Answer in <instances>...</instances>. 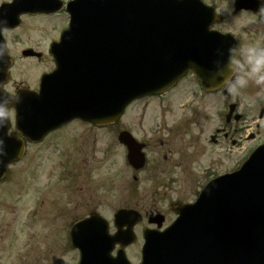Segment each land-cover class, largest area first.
<instances>
[{"label": "flooded vegetation", "instance_id": "1", "mask_svg": "<svg viewBox=\"0 0 264 264\" xmlns=\"http://www.w3.org/2000/svg\"><path fill=\"white\" fill-rule=\"evenodd\" d=\"M12 1L0 0V7ZM72 1L48 0L46 2L49 11L19 13V10L14 8L6 15L7 24L0 25V30H4L0 34L9 45V47L6 45L5 52L6 59L9 61L8 80L3 85L5 90L12 94H17L22 89L40 91L43 77L52 73L58 66L53 49L57 43L63 42V33L70 25L71 14L67 7ZM202 1L214 12L210 30L228 35L238 46L240 64L236 70L237 77L232 76L219 88L209 91L200 81L199 76L190 70L167 92L133 102L126 109L123 117L115 123L98 125L76 118L48 132L38 142L26 140V155L33 152V156H36L37 152L46 150L48 155L51 152L62 158V165L58 167L61 169L59 178L61 186L64 187L63 195H68L64 200L72 205V209L67 210L64 205L55 214H47L44 213L47 206L49 209L52 200L58 196H48L42 199L32 217H37L36 223L43 227V222H46L51 230L47 231L44 228L45 233L43 234L57 238V241L52 242L43 251L35 246L28 247V251L16 253L15 256L13 252L7 251L1 245L0 263L1 260H5L9 262L8 264H66L62 256H56L54 253L68 252L72 257L67 264H81L84 260L87 264H114V262L141 264L145 228H167L177 217L173 205L195 200V198L188 200L176 194L172 200H170L171 196H166L163 200L154 199L148 202L146 198L141 197L133 203H128L130 191L132 194L142 195V190L145 187L149 188V185L143 184L159 183L154 177L144 180L143 175L149 169H153L150 174L154 176L153 172H156L154 169H160L163 173H167L162 187L173 189L183 178L187 181L185 187L192 189V192L198 195L199 190L211 179L226 173L225 143H230L229 149L231 150L240 146L241 139L236 138L234 133L242 131V127L239 128L237 124L243 121L242 117H245V115H242L240 119L236 117L240 104L234 98V94L241 92L242 88L246 92H264V84H257L255 78L248 75L251 69L244 55V49L249 46L264 47V14L260 12L261 0ZM17 20L18 24L12 26ZM73 41L75 42V39L69 40V42ZM220 48L222 47L217 46L215 50ZM61 51L59 56L64 58L67 51L65 43ZM205 58L206 56H202V59ZM241 78L246 81L243 86L238 83ZM227 89H229L230 97L225 95ZM176 92H179L181 98L184 99L180 103V111L183 115L169 119L167 116L175 108L176 102L173 101V94ZM208 98L216 100V110L210 116L206 104L203 103ZM149 99H157L158 117L153 122L151 120L147 122L146 130L139 136L135 133L136 130L134 131L126 122V117L136 103ZM234 104L236 108L231 112V106ZM148 107L149 104L144 103L140 116H146ZM10 110L13 115L9 134L17 138L20 134L16 131L14 123L16 111L15 108H10ZM208 123L213 127L210 135L206 132ZM250 136L251 139L255 138L254 133ZM105 137H110V146L114 144L121 148L124 162L131 170L130 179H125L120 185L121 189L127 190V195H125L127 197L124 199L125 196H122V206L116 207V210L113 208L114 210L110 213L104 207V202H98L97 195L90 190L88 176L91 155L97 153L98 142ZM128 137H134L141 146L145 158V165L142 168H137L129 162L128 145L121 140ZM189 149L193 155H189ZM208 150L218 157H212L210 164L204 166L203 169H188L189 162L197 163L198 159L208 157ZM12 165L9 169H12ZM36 167L35 161L32 160L29 169H37ZM4 183L0 182V185ZM104 183L111 188L114 187L113 171L107 173ZM54 186V190L59 188L57 185ZM50 189L52 188H47L45 194L51 192ZM83 191L86 197H82ZM104 201L106 205L110 204L107 199ZM122 208H133L142 216L140 222L134 227L137 239L129 245H123L124 241L116 244L112 241V236L118 232L114 227L115 214ZM93 214L101 215L105 220L104 224L100 223L99 229L78 230V244L73 245L71 239L73 225ZM60 236L61 242L59 241ZM83 252L88 254L85 258H83ZM123 253L125 254L124 259L120 255Z\"/></svg>", "mask_w": 264, "mask_h": 264}, {"label": "water", "instance_id": "2", "mask_svg": "<svg viewBox=\"0 0 264 264\" xmlns=\"http://www.w3.org/2000/svg\"><path fill=\"white\" fill-rule=\"evenodd\" d=\"M80 3L68 34L73 36L78 23L81 37L94 39L91 44L98 48L107 47L109 55L101 57L99 52L91 87L79 98H64L63 87L48 85L50 80L58 81L64 75L63 69L47 78L41 94L34 97L40 107H19L17 103L22 100L28 103L31 95L23 91L12 98L0 88V105L17 106L20 127L30 125L33 117L49 119L55 125L75 117L97 123L112 122L133 100L165 90L190 67L196 69L195 62L188 58L190 44L185 39L205 21L207 11L198 1L81 0ZM20 4L19 1L16 5ZM6 8L10 9L6 6L4 11ZM103 39L105 42L101 43ZM208 63L212 67L220 65L225 73L235 64L229 60ZM82 96L85 99H80ZM19 98L21 101L17 102ZM0 121L2 179L7 164L21 157L23 145L8 138L7 121L5 118ZM22 133L29 136L31 132ZM126 142L131 147V161L139 162L138 148L132 141ZM140 158L143 164L141 155ZM175 210L179 217L167 230L145 231L143 264H264V145L256 149L241 169L211 181L194 204L177 206ZM134 215L135 211H119L118 228L128 225L132 230L136 223ZM119 238V234L115 236V240Z\"/></svg>", "mask_w": 264, "mask_h": 264}, {"label": "rangeland", "instance_id": "3", "mask_svg": "<svg viewBox=\"0 0 264 264\" xmlns=\"http://www.w3.org/2000/svg\"><path fill=\"white\" fill-rule=\"evenodd\" d=\"M234 98L240 104L239 112L245 115L243 121L239 122L237 126L242 127V131L234 133L236 138L241 139V145L236 148H230V143H225V169L230 170L242 164L249 154L253 151L254 147L264 142V118L260 119L259 113L264 105V92H246L242 88L241 92H236ZM184 99L181 98L179 92L173 94V101L176 102L175 108L167 117L172 119L183 115L180 111V103ZM144 103L149 104L147 114L145 117L140 116L141 109L144 108ZM157 99H149L136 103L126 117V122L134 129L135 133L141 136L147 128L146 123L150 120L153 122L158 117ZM206 104L209 116L214 113L216 100L208 98L203 101ZM227 110V109H226ZM144 124V125H142ZM244 129V130H243ZM213 127L208 123L207 134H211ZM251 132L255 134V138L251 139ZM189 155H193L188 151ZM33 152H29L28 155L19 163L12 166L7 181L0 185V246H4L7 251L14 253L26 252L28 247H36L38 250L43 251L52 242L57 241V238H51L46 236L45 230L50 231L44 223V227L36 223L37 217H32L35 209L39 207L42 199L48 196H58L53 199L49 209L48 206L44 213L55 214L57 210L65 205L67 210L72 209V205L65 201L68 195H63V186H61V180L59 175L61 169H58L61 164L62 158L56 154L48 155V151L37 152L33 156ZM208 157L198 159L197 163L194 161L189 162L188 169H203L204 166L210 164L212 157H218L211 150H208ZM221 159V157H220ZM240 159V161H238ZM35 161L37 169H29L32 163ZM149 169L144 176V180L154 177L159 181L158 184L149 183L143 184L148 186L142 190V195L132 194L129 192L128 203H133L137 198L144 197L148 202L157 200H163V197L171 196L170 200L174 199L176 194L179 197L185 199H193L195 192L192 189L185 187L186 180L181 178L180 182L173 187V189H166L162 187V182L166 180L167 173H163L160 169H154V176L150 174ZM113 171L114 173V187L111 188L108 184H105L107 173ZM90 190L97 195L98 202L103 201L104 207L109 210H116V207L122 206V196L127 195V190L120 188L121 182L131 176V170L128 169L124 162L122 150L116 145L110 146V137H105L98 142L97 153H92L91 164L88 172ZM162 179V180H161ZM54 185L59 188L57 190ZM51 192L46 193L47 188ZM57 191V194H56ZM83 195L82 197H86ZM127 196L124 197V199ZM104 199L109 201V205L105 204ZM114 208V209H113ZM60 229V224L58 223ZM4 235V236H3ZM61 242V236L59 237ZM54 255H60L64 258L65 263L70 260L72 255L68 252L63 254L54 253ZM52 256V254H51ZM16 258V257H15ZM15 261V259L13 260ZM9 262L1 260L0 264H8Z\"/></svg>", "mask_w": 264, "mask_h": 264}, {"label": "clouds", "instance_id": "4", "mask_svg": "<svg viewBox=\"0 0 264 264\" xmlns=\"http://www.w3.org/2000/svg\"><path fill=\"white\" fill-rule=\"evenodd\" d=\"M260 12L264 14V0H261ZM3 31L4 30H0V33ZM5 44L9 47L6 41ZM244 55L246 58V63L251 69L248 75L254 77L257 84H264V47H261L260 45L249 46L244 49ZM233 62L237 65L240 64L238 60ZM238 83L243 86L246 84V81L241 78L238 80ZM12 115V110L6 109L3 105H0V118H11Z\"/></svg>", "mask_w": 264, "mask_h": 264}]
</instances>
